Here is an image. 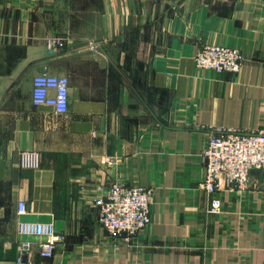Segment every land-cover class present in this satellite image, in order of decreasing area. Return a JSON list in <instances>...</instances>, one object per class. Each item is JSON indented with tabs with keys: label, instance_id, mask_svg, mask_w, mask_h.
Instances as JSON below:
<instances>
[{
	"label": "crops",
	"instance_id": "obj_1",
	"mask_svg": "<svg viewBox=\"0 0 264 264\" xmlns=\"http://www.w3.org/2000/svg\"><path fill=\"white\" fill-rule=\"evenodd\" d=\"M205 44L239 49L240 72L199 70ZM44 74L69 79L67 114L33 105ZM219 129L264 131V0H0V264H264V171L208 213ZM115 183L154 190L129 243L95 207ZM20 222L66 241L44 258Z\"/></svg>",
	"mask_w": 264,
	"mask_h": 264
},
{
	"label": "built area",
	"instance_id": "obj_2",
	"mask_svg": "<svg viewBox=\"0 0 264 264\" xmlns=\"http://www.w3.org/2000/svg\"><path fill=\"white\" fill-rule=\"evenodd\" d=\"M61 48V40L49 41V47ZM243 54L239 49L222 45H203L195 58L199 70H214L238 74ZM70 81L65 76L39 75L33 80L32 103L35 107H51L58 114H67ZM206 159L204 188L210 196L208 212L221 213L222 203L215 197L220 190L245 191L251 185V175L264 171V131L245 132L235 129H219L213 134L203 151ZM154 191L143 186L126 187L118 183L110 185L105 194L95 200L100 222L115 238L130 242L151 223V206ZM26 214L24 202L19 203V215ZM19 233L40 237L39 253L53 258L66 237L59 234L52 224L19 223ZM32 242L20 246L19 262L31 256Z\"/></svg>",
	"mask_w": 264,
	"mask_h": 264
},
{
	"label": "rangeland",
	"instance_id": "obj_3",
	"mask_svg": "<svg viewBox=\"0 0 264 264\" xmlns=\"http://www.w3.org/2000/svg\"><path fill=\"white\" fill-rule=\"evenodd\" d=\"M242 64H243V60H242ZM241 68H242V66H241ZM146 188H149V187H146ZM150 189H152V188H150ZM153 190V189H152ZM154 191V190H153ZM154 198V197H153ZM209 205H210V203H209ZM209 213V212H208ZM210 214V213H209ZM213 215V214H212ZM99 220H100V216H99ZM101 223V222H100ZM103 226V225H102ZM104 227V226H103ZM107 230V229H106ZM140 235V234H139ZM120 237H118V239H119ZM120 239H123V238H120ZM124 241H125V239H124ZM125 242H127V241H125ZM127 243H129V242H127Z\"/></svg>",
	"mask_w": 264,
	"mask_h": 264
}]
</instances>
